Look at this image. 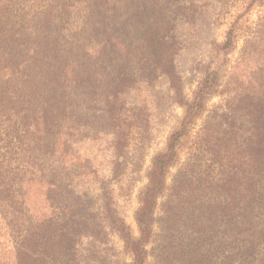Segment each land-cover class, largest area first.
I'll use <instances>...</instances> for the list:
<instances>
[{"label": "rangeland", "instance_id": "obj_1", "mask_svg": "<svg viewBox=\"0 0 264 264\" xmlns=\"http://www.w3.org/2000/svg\"><path fill=\"white\" fill-rule=\"evenodd\" d=\"M124 4L135 10L137 34L145 31L138 42H143L144 50L131 54V86L116 103L115 114L131 124L127 138L115 136L107 107L96 113L84 111L75 122L80 124L78 132L62 131L64 137L76 140L71 154H78L80 162L74 164L70 157L54 167L51 164L64 143L58 134L61 127L42 134L51 144L55 142L53 153L46 156L45 148L34 142L39 140V132L31 130L37 134L34 140L26 130L25 115L18 123L0 116V175L12 170L35 175L36 170L67 169L68 173H59V188L35 185L26 202L38 217L43 216L47 191L50 200L70 198L81 204L84 216L89 217L88 236L74 252L69 250L68 257L56 256L49 264H134L131 243L141 236L137 215L155 158L166 152L174 134L183 131L188 107L208 74L215 71L217 79L203 108L187 124L176 143L175 156L165 168L152 233L142 246L145 264H215L223 255L217 248L218 231L230 225L237 189L239 194L247 192L252 164L257 178L263 173L264 0H126ZM230 30L233 45L225 51L222 48ZM116 65L117 72L120 64ZM34 98L39 108L47 101L40 91ZM75 166L79 177L74 176ZM81 166L95 174L85 173ZM109 194L115 203L113 211L124 220L127 231L104 221ZM11 212L13 207L2 200L0 258L8 264L15 262L10 249L26 233ZM3 214L14 219L9 229L2 223ZM200 223L210 233L209 249L200 244L203 236H197L205 230Z\"/></svg>", "mask_w": 264, "mask_h": 264}, {"label": "trees", "instance_id": "obj_2", "mask_svg": "<svg viewBox=\"0 0 264 264\" xmlns=\"http://www.w3.org/2000/svg\"><path fill=\"white\" fill-rule=\"evenodd\" d=\"M4 1L0 0V116H6L7 122H21L24 120L22 115L26 120H33L31 124L24 121L26 130L34 136V140H37L36 133L39 132L40 138L34 142L45 148L46 156L53 153L55 142L51 144L42 134L49 135L54 126L57 130L61 127L58 134L64 143L54 157L55 163L51 164L54 167L57 164L61 166L70 157L74 164L80 162L78 154H71V145L76 140L64 137L62 131L70 128L78 132L80 124L75 122L84 111L96 113L107 107L111 113L109 125L117 139L125 140L131 124L115 111L118 98L132 83L128 73L131 54L144 50L143 42L139 45L138 42L145 31L137 34L139 28L135 10L126 8V0ZM232 34V30L227 34L222 48L225 51L233 45ZM117 63L120 65L116 72ZM216 79L215 71L208 74L204 86L186 111L183 131L174 134L166 152L155 158L154 168L149 174L150 182L137 215L141 236L137 243H131L134 264H145L142 246L152 233L156 195L164 186L163 174L175 156L176 143L195 113L203 108ZM38 91L47 96V101L42 102L40 108L34 98ZM32 129L36 133H32ZM59 143L57 145L61 146ZM51 146L52 151H49ZM252 165L247 192L239 194L238 188L233 197L230 227L219 228L221 236L217 248L223 255L215 264H264V165L261 179L257 178V171ZM27 166L35 167L29 163ZM81 168L85 169V173L95 174L90 168ZM55 169L36 170V176L28 170L24 174L12 170L7 175H0V202L7 201L13 207L11 213L14 219L21 228H26L22 240L10 249L14 264H49L56 256L68 257L69 250L74 252L75 246L89 234V217L84 216L81 204L72 202L70 198H63L61 202L55 197L50 200L51 195L46 191V212L41 217L27 206V197L35 185L47 187V190L59 188V173L63 175L68 171L64 167ZM78 170L79 167L75 166L76 177L81 174L76 173ZM232 180L235 183V178ZM107 197V218L104 221L127 231L124 220L113 211V196L109 194ZM241 204L244 208H240ZM14 219L9 220L4 215L2 223L9 229ZM198 226L206 228V224ZM199 233V239L203 236L201 246L209 249L211 236L208 229ZM71 256L76 258V254ZM0 264L8 263L1 257Z\"/></svg>", "mask_w": 264, "mask_h": 264}]
</instances>
